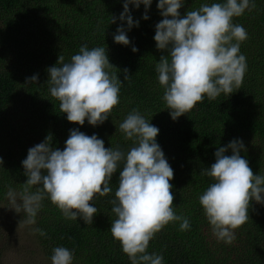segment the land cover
I'll return each mask as SVG.
<instances>
[{"label":"trees","instance_id":"1","mask_svg":"<svg viewBox=\"0 0 264 264\" xmlns=\"http://www.w3.org/2000/svg\"><path fill=\"white\" fill-rule=\"evenodd\" d=\"M157 2L152 0L147 20L142 19L143 4L139 8L129 4L130 15L139 25L128 29L126 20L119 19L124 0H0V204L9 203V187L21 190L27 179L21 162L28 149L49 134L51 146L60 150L70 130L78 129L97 135L106 148L129 151L133 141L125 139L119 125L137 109L159 129L156 142L174 171L170 181L174 210L188 217L191 224L189 230L181 231L179 222L168 223L149 242L147 252L162 254L164 264H264V204L250 202L249 220L234 230L235 240L227 244L213 235L199 203L200 195L215 182L201 171L215 163L219 147L234 139L243 142L246 151L240 155L253 173L264 175V0H254L253 10L233 18V23L243 25L248 33L240 44V54L247 62L241 88L229 95L221 93L214 100L205 95L176 120L162 99L164 88L155 70L160 57L167 55L154 41L155 25L163 18ZM224 2L185 0L179 11L183 16L202 4ZM111 16L117 17L115 23H110ZM118 27H124L129 45L114 42ZM84 44L89 49L105 47L123 82L119 104L98 126L89 125L87 119L83 125L69 122L47 83V69L57 63L59 55L70 62ZM132 47L138 51L133 52ZM125 68L131 76L128 80H124ZM36 74V83H26V78ZM225 155H231V149ZM122 167L109 183L112 192L104 197L97 194L90 202L98 209L91 225L80 217L65 219L56 205L44 199L33 228L47 234H34L47 258L55 247L63 246L73 250L72 264H131L110 231L117 217L109 201L115 199ZM36 187L40 186L32 191ZM14 214L18 222L26 218L23 212Z\"/></svg>","mask_w":264,"mask_h":264},{"label":"clouds","instance_id":"2","mask_svg":"<svg viewBox=\"0 0 264 264\" xmlns=\"http://www.w3.org/2000/svg\"><path fill=\"white\" fill-rule=\"evenodd\" d=\"M152 0H124L119 19L128 29L139 25L129 12V4L145 13ZM185 0H158L157 9L163 17L155 25L156 48L167 52L156 63L159 84L164 88L162 99L169 115L176 120L192 110L198 102L229 95L241 88L247 70L246 57L240 44L248 38L243 25L233 23L245 10L251 11L254 0H226L224 3L202 4L181 16ZM117 17L111 16L110 23ZM114 42L129 45L124 27H118ZM235 41V42H234ZM133 52L138 51L132 47ZM59 65V66H57ZM118 70L109 62L105 47L89 49L84 44L79 52L65 62L59 55L57 63L47 69L49 91L59 101L61 113L71 123L91 126L103 124L120 101L122 81ZM124 80L130 79L123 69ZM38 74L26 78L36 83ZM126 140L133 141L129 151L105 147L97 135L78 129L70 130L63 150L52 145L51 134L28 149L21 163L27 177L19 192L9 187L6 196L16 213L23 212V225L36 224L38 212L47 197L68 220L83 219L91 225L98 209L90 203L98 194L112 192L109 183L118 168V189L110 200L111 212L117 217L111 223L113 238L121 244L131 264H164L162 254L147 252L155 234L170 222H179L181 231L189 230L190 220L177 215L173 201L174 171L156 142L159 129L149 123L137 109L129 112L119 125ZM231 149V155L225 153ZM246 151L241 140L234 139L215 153V163L201 171L215 182L199 197L213 235L227 244L235 240L234 230L249 220L250 202L264 204V175L254 174L248 161L240 155ZM3 164L0 158V165ZM35 191H32L34 186ZM21 223V221L19 222ZM33 234L46 236L41 228ZM74 252L63 246L53 249L51 264H72Z\"/></svg>","mask_w":264,"mask_h":264},{"label":"rangeland","instance_id":"3","mask_svg":"<svg viewBox=\"0 0 264 264\" xmlns=\"http://www.w3.org/2000/svg\"><path fill=\"white\" fill-rule=\"evenodd\" d=\"M10 207L0 204V264H51L38 246L33 225L19 223Z\"/></svg>","mask_w":264,"mask_h":264}]
</instances>
